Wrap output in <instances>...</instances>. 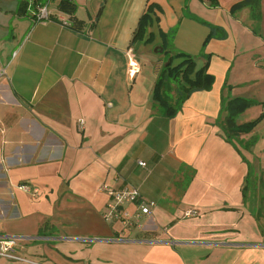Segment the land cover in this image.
Listing matches in <instances>:
<instances>
[{"label": "crops", "instance_id": "0c3cea01", "mask_svg": "<svg viewBox=\"0 0 264 264\" xmlns=\"http://www.w3.org/2000/svg\"><path fill=\"white\" fill-rule=\"evenodd\" d=\"M42 1L52 19L0 0V234L25 258L0 264H264V0L259 30L241 0ZM179 51L214 82L168 116L153 91ZM237 96L254 100L237 123L255 122L230 135ZM103 182L154 202L142 226L105 218Z\"/></svg>", "mask_w": 264, "mask_h": 264}, {"label": "trees", "instance_id": "16d2710c", "mask_svg": "<svg viewBox=\"0 0 264 264\" xmlns=\"http://www.w3.org/2000/svg\"><path fill=\"white\" fill-rule=\"evenodd\" d=\"M207 1L211 4H216L218 2V0ZM245 5L250 6L253 27L256 30H259L261 19L260 0H241L233 5L232 10L236 11ZM61 7L74 11L76 8V2L74 0H62ZM99 16L100 14L98 13L97 18H99ZM191 16L200 22L208 24L211 27V34H214L221 29V26L217 24L210 23L193 14H191ZM149 20V12H144L139 19L134 39L144 35ZM175 31L176 26L172 28L170 35L174 34ZM175 55L181 56L180 62L175 65L168 62L164 66L163 70L156 78L153 91L155 102L168 116H174L181 108L185 99L193 91L198 89H209L212 87L214 82V76L207 70L208 62L200 67H197L194 55L184 51H179ZM173 86L176 90L175 96L171 92V87ZM253 102V99L243 96H237L227 100L225 104V107L228 109L226 126L230 135L237 131L245 130L247 127L249 128L252 124H254L255 120L244 124L237 123V116L239 113Z\"/></svg>", "mask_w": 264, "mask_h": 264}, {"label": "built area", "instance_id": "2783aa9c", "mask_svg": "<svg viewBox=\"0 0 264 264\" xmlns=\"http://www.w3.org/2000/svg\"><path fill=\"white\" fill-rule=\"evenodd\" d=\"M30 5L33 6L32 13L37 19H52L53 15L49 9V4L44 3L42 0H29ZM62 23L65 25H71L72 19L63 17ZM132 48L128 50L129 55V72L133 76L140 64L132 52ZM17 51L14 52V55ZM7 73V67L0 65V75ZM84 120L81 119V123ZM140 163L145 165L144 160H140ZM20 187L24 189H32L29 183H22ZM99 190L104 191L109 196L107 203V210L104 213L106 219H117L123 223L125 227H138L143 225V218L152 213L153 201L145 200L142 197L141 191L137 186H118L103 182L99 185ZM33 191L37 192L38 188H34ZM128 204H134V208H128ZM197 210L189 209L187 213L194 214ZM18 237L14 235L0 234V258L10 259H23L24 256L19 253L17 249ZM25 259V258H24Z\"/></svg>", "mask_w": 264, "mask_h": 264}, {"label": "rangeland", "instance_id": "374dc122", "mask_svg": "<svg viewBox=\"0 0 264 264\" xmlns=\"http://www.w3.org/2000/svg\"><path fill=\"white\" fill-rule=\"evenodd\" d=\"M0 60H1V56H0Z\"/></svg>", "mask_w": 264, "mask_h": 264}]
</instances>
